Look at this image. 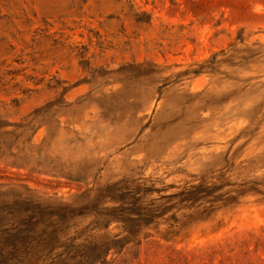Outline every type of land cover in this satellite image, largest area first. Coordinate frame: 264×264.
<instances>
[{"label": "rangeland", "instance_id": "1", "mask_svg": "<svg viewBox=\"0 0 264 264\" xmlns=\"http://www.w3.org/2000/svg\"><path fill=\"white\" fill-rule=\"evenodd\" d=\"M30 239L2 264H264V0H0V249Z\"/></svg>", "mask_w": 264, "mask_h": 264}, {"label": "trees", "instance_id": "2", "mask_svg": "<svg viewBox=\"0 0 264 264\" xmlns=\"http://www.w3.org/2000/svg\"><path fill=\"white\" fill-rule=\"evenodd\" d=\"M46 239L47 237L43 238L41 242H45ZM30 241L31 242L22 243L19 240H17L15 241L16 243H10L2 247L0 249V264H2L3 261L8 259L16 260V261H20V260L24 261V259L27 258V255L29 254L30 250H32L33 247H36L34 239H30Z\"/></svg>", "mask_w": 264, "mask_h": 264}]
</instances>
